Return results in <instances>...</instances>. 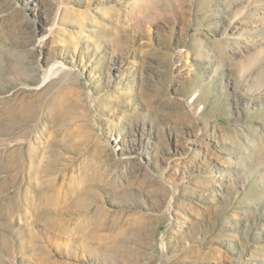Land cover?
I'll return each instance as SVG.
<instances>
[{"label": "rangeland", "instance_id": "374dc122", "mask_svg": "<svg viewBox=\"0 0 264 264\" xmlns=\"http://www.w3.org/2000/svg\"><path fill=\"white\" fill-rule=\"evenodd\" d=\"M0 264H264V0H0Z\"/></svg>", "mask_w": 264, "mask_h": 264}, {"label": "bare ground", "instance_id": "6f19581e", "mask_svg": "<svg viewBox=\"0 0 264 264\" xmlns=\"http://www.w3.org/2000/svg\"><path fill=\"white\" fill-rule=\"evenodd\" d=\"M236 42H237V41H236L235 39H232V44L234 45V48H237V47H236V45H237ZM232 44H231V45H232ZM238 45H239V44H238ZM232 48H233V47H232Z\"/></svg>", "mask_w": 264, "mask_h": 264}]
</instances>
